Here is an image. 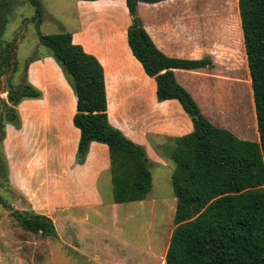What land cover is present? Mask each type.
I'll use <instances>...</instances> for the list:
<instances>
[{"label": "crops", "instance_id": "obj_1", "mask_svg": "<svg viewBox=\"0 0 264 264\" xmlns=\"http://www.w3.org/2000/svg\"><path fill=\"white\" fill-rule=\"evenodd\" d=\"M93 2L77 0L81 27L71 33L73 42L95 55L104 67L110 123L132 141L143 145L154 164L170 166L167 159H173L165 152L164 143L171 137L191 133L193 121L177 99L158 100L155 79L146 74L128 44L127 23L124 28L118 24L114 29L99 26L89 19L87 14ZM198 2H140L138 13L144 28L166 55L213 61L212 68L174 69L177 81L191 93L205 116L241 139L259 141L239 0H235L232 20L228 13H223L224 26L229 28V36L227 34L224 40L215 34L212 5ZM128 14L129 10L127 21ZM188 20L193 23L190 28ZM206 20L204 28L202 21ZM190 29L191 36L188 35ZM26 74L28 82L43 95L39 99H24L16 106L21 118L19 128L4 122L2 148L7 181L14 192L24 198L18 201L22 207L26 204L25 209L50 218L62 212L70 226L88 222L86 211H98L105 205L100 181L104 174L110 173L109 148L94 141L85 163L77 164L81 133L74 124L77 109L74 90L50 53L32 58ZM221 83L232 90L224 102L232 116L236 113L233 118L222 115L217 108L216 95ZM251 102L253 109L247 112ZM236 124H240V128H236ZM60 232L56 230L57 236L62 238ZM72 245L79 250L81 243L75 240Z\"/></svg>", "mask_w": 264, "mask_h": 264}, {"label": "trees", "instance_id": "obj_2", "mask_svg": "<svg viewBox=\"0 0 264 264\" xmlns=\"http://www.w3.org/2000/svg\"><path fill=\"white\" fill-rule=\"evenodd\" d=\"M161 1L164 0H126V5L132 17L128 44L146 74L155 79L158 100L177 99L194 124L191 133L171 137L164 143L165 152L176 165L172 184L177 198L176 226L166 264H264V0H239L259 141L241 139L213 124L191 93L177 81L175 68H212L213 61L170 57L156 46L144 28L138 6L140 2ZM30 2L35 7L32 20L40 43L49 49L77 97L74 124L81 136L76 163H85L92 142L106 144L114 202L145 200L153 186L154 163L143 145L110 123L103 65L81 44L73 42L71 32L42 34L43 3L41 0ZM7 7L8 1L0 0V91L4 69L16 64L13 58L18 43L17 39L3 43ZM225 32L229 36V28L225 27ZM5 92L8 99L4 101V122L19 128L21 118L16 106L24 99H39L43 93L28 82L27 74L22 84L10 85ZM4 122L0 136L2 147ZM0 203L4 204L1 195ZM16 216L30 231L57 235L54 222L48 216L36 213ZM33 216L38 218L33 220Z\"/></svg>", "mask_w": 264, "mask_h": 264}, {"label": "rangeland", "instance_id": "obj_3", "mask_svg": "<svg viewBox=\"0 0 264 264\" xmlns=\"http://www.w3.org/2000/svg\"><path fill=\"white\" fill-rule=\"evenodd\" d=\"M7 1L8 23L3 35V43L15 39L18 43L13 58L16 64L4 69V74L1 76L0 136L6 118L4 101L8 99V93L3 91L10 85H19L25 81L27 66L32 58L50 52L40 43L36 24L32 20L35 7L30 0ZM41 1L44 6V17L40 27L42 34L80 29L81 15L77 0ZM196 1H199L200 5L209 3L212 5V11L215 12L216 24L213 26L215 34L217 38L224 40L227 35L223 13L229 15L235 13V0ZM127 11L128 8L123 0H98L93 2L87 15L95 24L105 28L115 29L118 24L124 28L126 23L129 28L132 17L128 14L127 21ZM186 23L189 28L193 24L191 20ZM202 23L206 28L207 20ZM188 35H192V29L188 31ZM231 93L232 90H228L225 83L218 85L217 108L222 115L229 118H233L236 114L233 113L232 116L224 102L225 97H229ZM252 101L254 102V97ZM252 104L251 102L247 112L253 109ZM236 126L240 128L241 125L236 124ZM167 162L171 165H152L153 186L148 197L143 201L113 205L116 203L113 200L111 176L110 173L104 174L100 187L105 205L98 211L92 209L86 211L88 222L73 223L72 227L64 217V213L58 212L53 215L51 219L56 230H61L62 238H59L55 234L47 236L40 231H30L17 219L18 213L27 217L35 212L30 208L25 209V203L22 207L18 200L24 198L10 187L7 181L5 154L0 144V195L4 199V204L0 203V264H166L167 250L176 226L174 216L177 205L172 184L175 162L169 159ZM75 240L81 243L78 245L79 250L72 245Z\"/></svg>", "mask_w": 264, "mask_h": 264}, {"label": "water", "instance_id": "obj_4", "mask_svg": "<svg viewBox=\"0 0 264 264\" xmlns=\"http://www.w3.org/2000/svg\"><path fill=\"white\" fill-rule=\"evenodd\" d=\"M37 218H38L37 216H33V217H32L33 220H35V219H37Z\"/></svg>", "mask_w": 264, "mask_h": 264}]
</instances>
